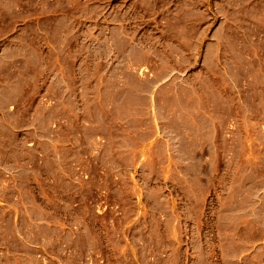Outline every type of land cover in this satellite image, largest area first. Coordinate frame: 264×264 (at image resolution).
Masks as SVG:
<instances>
[{"label":"rangeland","instance_id":"obj_1","mask_svg":"<svg viewBox=\"0 0 264 264\" xmlns=\"http://www.w3.org/2000/svg\"><path fill=\"white\" fill-rule=\"evenodd\" d=\"M6 35L0 79L83 88L0 264H264V0H0Z\"/></svg>","mask_w":264,"mask_h":264},{"label":"crops","instance_id":"obj_2","mask_svg":"<svg viewBox=\"0 0 264 264\" xmlns=\"http://www.w3.org/2000/svg\"><path fill=\"white\" fill-rule=\"evenodd\" d=\"M20 40L17 36L0 37V65L2 61L21 57L18 52L9 54L6 46ZM12 82L0 79V125L4 129L0 133V204L56 201L57 197L51 199L44 195L43 189L54 188L58 179L66 182L77 179L80 169L69 154L67 157L71 149L63 148L65 144L62 146L72 135L54 126L44 127L43 123L62 122L60 111L71 106L70 92L83 87L79 84ZM27 97L32 98L26 100ZM55 114L58 117H54ZM18 116L22 119L20 123L16 121Z\"/></svg>","mask_w":264,"mask_h":264}]
</instances>
